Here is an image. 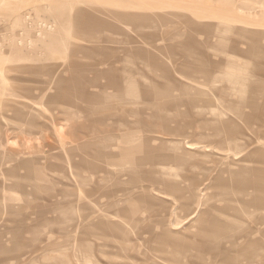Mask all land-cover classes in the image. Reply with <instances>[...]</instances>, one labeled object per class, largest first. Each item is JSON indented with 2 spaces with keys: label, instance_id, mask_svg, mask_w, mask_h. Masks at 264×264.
Returning <instances> with one entry per match:
<instances>
[{
  "label": "rangeland",
  "instance_id": "374dc122",
  "mask_svg": "<svg viewBox=\"0 0 264 264\" xmlns=\"http://www.w3.org/2000/svg\"><path fill=\"white\" fill-rule=\"evenodd\" d=\"M0 264H264V0H0Z\"/></svg>",
  "mask_w": 264,
  "mask_h": 264
},
{
  "label": "bare ground",
  "instance_id": "6f19581e",
  "mask_svg": "<svg viewBox=\"0 0 264 264\" xmlns=\"http://www.w3.org/2000/svg\"><path fill=\"white\" fill-rule=\"evenodd\" d=\"M260 38V37H259ZM246 44V43H245ZM247 45V44H246ZM251 45H249V49H250V54L252 55V54H254V55H257L258 53H256V52H258L259 51V49L258 48H256V47H254V48H251L250 47ZM246 51V50H245ZM245 53V52H244ZM248 53V52H247ZM248 53V54H249ZM249 54V55H250ZM231 67H233V65H231V66H228V67H226V68H231ZM235 69V67H233L232 68V70H234ZM201 70H197V72H199V73H201L200 72ZM246 72V71H245ZM244 72V73H245ZM234 74H236V72H233ZM239 73V72H238ZM237 73V74H238ZM239 74H241V73H239ZM227 76V77H226ZM225 77L227 78V79H229L230 80V82H232V84H235L237 81H236V79H234L233 78V74L231 73V75L230 74H227V75H225ZM128 82V84H129V86L130 85H132L133 83L132 82H129L128 80H122V82L123 83H125V82ZM112 87H114V88H116L117 87V84L115 83V81H113L112 82ZM241 88V87H240ZM242 90H243V88H241ZM237 90L239 91V88H237ZM151 92H148V95H142V96H144L145 98H150V99H154V100H156L157 99V97H160V99L163 97V94H160L159 92H157L156 90L154 91L153 89H151L150 90ZM129 94V93H128ZM133 96V94H129V95H124L129 101H134V98L132 97ZM140 96V95H139ZM137 97H138V95H137ZM158 103H160V102H158ZM158 103H154L153 104V107L155 108L156 107V104H158ZM158 107V106H157ZM154 111H155V113H153V114H149L148 115V118L149 119H152V118H157V121H158V119H160L159 117L161 116V110H158V108L155 110V109H153ZM135 114V116H138L137 118H139V115H141V116H144V115H142V111L140 110V111H137V112H132V113H130V115H134ZM155 114H158V115H156V117H154V115ZM148 119V120H149ZM145 120V118H141L140 119V121H141V124H139V126H142V122ZM157 121H155L156 122V124H155V129L157 128V126L156 125H158L159 124V122H157ZM160 121V120H159ZM166 121H168V120H166ZM165 121V124H166V126L164 127V129H163V132H164V130L166 131V132H169L168 133V135H170V137L172 136L173 137V134H175L176 132H177V130H178V128L177 129H175L174 131H171L170 132V127H167V125H169V123L170 122H166ZM132 127H134V126H136V124H132L131 125ZM144 126H146L145 124L143 125V127ZM159 128V127H158ZM147 129V128H146ZM146 129H144V130H146ZM149 129V128H148ZM147 129V130H148ZM162 129V128H161ZM132 130H135L134 128H132ZM143 130V129H142ZM143 130V131H144ZM155 131V130H154ZM150 132V131H149ZM155 133V132H154ZM157 133V132H156ZM167 135V136H168ZM201 136V135H200ZM169 137V136H168ZM227 144V145H230L231 146V149H232V151H234L233 150V148L234 147H236L237 145H239L240 144V139H238V140H233L232 138H226L224 141H222L221 142V144ZM187 148H192L191 147V145H188V147ZM133 150V149H132ZM235 152V151H234ZM235 161H234V163H233V165H235V166H237V167H241L242 166V164H241V162L242 161H238L237 159H234ZM244 172H246V171H243V170H241L240 172H238V173H234L235 175H233V178H234V180L235 181H237V182H239V183H241L243 180H245V178L244 177H246L245 176V173ZM247 174V173H246Z\"/></svg>",
  "mask_w": 264,
  "mask_h": 264
},
{
  "label": "crops",
  "instance_id": "0c3cea01",
  "mask_svg": "<svg viewBox=\"0 0 264 264\" xmlns=\"http://www.w3.org/2000/svg\"><path fill=\"white\" fill-rule=\"evenodd\" d=\"M236 30L238 31V29H236ZM237 33H238V32H237ZM235 55H236V54H234V56H235ZM234 56H233V57H234ZM236 57H238V59H240V57H239L238 55H236Z\"/></svg>",
  "mask_w": 264,
  "mask_h": 264
}]
</instances>
